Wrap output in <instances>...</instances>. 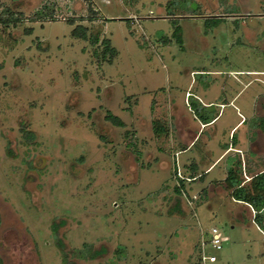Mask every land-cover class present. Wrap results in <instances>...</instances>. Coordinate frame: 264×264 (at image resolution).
<instances>
[{
    "label": "rangeland",
    "instance_id": "rangeland-1",
    "mask_svg": "<svg viewBox=\"0 0 264 264\" xmlns=\"http://www.w3.org/2000/svg\"><path fill=\"white\" fill-rule=\"evenodd\" d=\"M7 9L24 20L0 22L2 264H65L59 240L76 264H201L213 227L228 240L207 264H264L253 209L222 182L242 154L220 158L264 116V0H0ZM80 24L98 45L73 34ZM261 137L246 160L264 157Z\"/></svg>",
    "mask_w": 264,
    "mask_h": 264
},
{
    "label": "trees",
    "instance_id": "trees-1",
    "mask_svg": "<svg viewBox=\"0 0 264 264\" xmlns=\"http://www.w3.org/2000/svg\"><path fill=\"white\" fill-rule=\"evenodd\" d=\"M91 11L93 12V8L90 5L89 7ZM9 11V14L7 17H0V22L4 23L5 26H9L11 24L17 23L19 21L24 20L23 13H20L19 15H16L14 12L11 11V9H7ZM31 21H39V11L36 12L33 16L30 17ZM90 20H93V17H89ZM71 23H76V19L71 18L69 19ZM88 33V27L84 25H77L76 28L73 30V34H75L78 37L84 38V39H90L91 43L96 46L99 42V35L91 34L90 36L87 35ZM105 44V48L102 51L104 53V57L108 54L110 51L112 53V56L116 54L115 49H112L110 46V40L105 39L103 41ZM103 55V54H102ZM218 116L213 117H204V124H208L210 122H213ZM108 120L112 121L115 125L123 126V122L118 116L115 115H108ZM259 120V119H258ZM260 121H262V125L264 126V118H260ZM155 132L157 134H162L165 132V128L162 126H158V123L155 122L154 125ZM24 139L31 143L34 141L35 136L34 133L26 128L22 129ZM199 173H196L192 175L191 177L193 179H196L197 175ZM244 170H243V163L240 158H236L229 162L227 167V176L224 180V184L226 189L230 192V195L232 198H234L237 201L246 203L255 210L254 215V222L259 226L261 230L264 231V172L257 173L256 175H253L251 180L246 181V179L243 177ZM181 184L178 185L176 190V211L179 210L180 207V201H181V195H182V189L184 188V179L180 178ZM205 191V190H204ZM174 211V212H176ZM208 234V233H206ZM58 245L60 249L63 252L64 255V261L65 264H76L69 260V256L65 251V243L62 240H59ZM102 254V251L100 250H93L91 257L97 258ZM0 264H2V259L0 258Z\"/></svg>",
    "mask_w": 264,
    "mask_h": 264
},
{
    "label": "crops",
    "instance_id": "crops-1",
    "mask_svg": "<svg viewBox=\"0 0 264 264\" xmlns=\"http://www.w3.org/2000/svg\"><path fill=\"white\" fill-rule=\"evenodd\" d=\"M207 104H211V103H206V105ZM242 120H244V118H242ZM247 121L248 120H246L244 124H246ZM247 143H248V146L257 145L256 143H249V141L247 140V137L246 136L240 137V138L237 139V142L235 144H233V145L228 144V146H226V148L223 150L220 158H222V160H223L224 157L227 154H229V152H231V151H235V152L241 153L242 154V158L239 157L240 156L239 154H238L237 157L242 160L243 170H244V176L246 178V181H249V180H251V178L253 177V175H256L257 173H260V172H264V165H262V163L264 162V157H262V155H260L258 152L254 151V150H250V155H249L248 159L246 160L245 159V154H244V149H245V146H247ZM227 167H228V165L226 164V168ZM259 167H260V169H259ZM207 170H205L204 172H206ZM198 175H200V173ZM224 180H225V178L222 180L223 183H224ZM251 208H252V206H251ZM253 212L255 213V210L254 209H253ZM205 235H207V234H205Z\"/></svg>",
    "mask_w": 264,
    "mask_h": 264
},
{
    "label": "built area",
    "instance_id": "built-area-1",
    "mask_svg": "<svg viewBox=\"0 0 264 264\" xmlns=\"http://www.w3.org/2000/svg\"><path fill=\"white\" fill-rule=\"evenodd\" d=\"M206 241L203 242L202 253H201V264L216 263L218 261L217 255L209 252L207 247L209 246L215 250H222L224 243L228 240V237L216 227H213L211 231L205 235Z\"/></svg>",
    "mask_w": 264,
    "mask_h": 264
},
{
    "label": "flooded vegetation",
    "instance_id": "flooded-vegetation-1",
    "mask_svg": "<svg viewBox=\"0 0 264 264\" xmlns=\"http://www.w3.org/2000/svg\"><path fill=\"white\" fill-rule=\"evenodd\" d=\"M260 118L262 119V118H264V116L253 117L252 120L253 121L256 120V122H254L253 124H251L252 127L250 126L252 128V132L250 134H248L246 132V134H247L246 137H247V140L249 141V143H256L257 141H259L260 139H262L261 136L264 137V126L262 125V121L258 120ZM245 121L246 120H244V123H245Z\"/></svg>",
    "mask_w": 264,
    "mask_h": 264
}]
</instances>
